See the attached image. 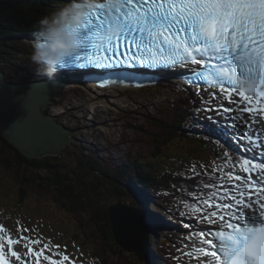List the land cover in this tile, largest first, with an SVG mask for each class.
<instances>
[{"label":"snow or ice","instance_id":"snow-or-ice-1","mask_svg":"<svg viewBox=\"0 0 264 264\" xmlns=\"http://www.w3.org/2000/svg\"><path fill=\"white\" fill-rule=\"evenodd\" d=\"M68 2L87 11L82 26H70L77 34L79 50L69 57L65 71L84 70L100 76L103 73L95 70H104L111 83H123L135 80L140 70L174 71L199 65L189 69L187 82L218 91L210 92L207 99L201 96L202 105L207 107L196 111H212L213 100L220 107L225 99L235 106L236 116L228 119L239 121L231 125L233 132L249 141L253 155L233 162L226 150L219 157H227L224 165L213 161L211 171L203 165L199 171L192 166L193 175L188 178L200 177L192 192L183 184L172 185L176 193L193 200L189 204L171 193L189 209L179 215L195 218L194 224L182 219L181 226L191 229L187 239L195 236L200 245L193 244L192 251H178L199 264H264V0H121L122 7L114 9L111 17L106 0H96L94 5L83 0ZM114 22L122 24L123 31L118 36L106 35ZM106 84L100 81L101 87ZM223 111L233 109L223 107ZM25 113L28 118L29 113ZM244 113L249 116L244 117ZM256 124L259 127H253ZM225 167L230 170L225 171ZM209 225H216L215 230ZM0 233H4L0 241L9 247L6 253L0 242V264H10L9 257L20 264H32L13 250L21 242L27 249L24 257H35V264H40L41 257L48 264H74L63 252L44 254L50 250L48 243L34 251L29 245L41 244L40 238L21 235L13 239L3 225Z\"/></svg>","mask_w":264,"mask_h":264},{"label":"rangeland","instance_id":"rangeland-1","mask_svg":"<svg viewBox=\"0 0 264 264\" xmlns=\"http://www.w3.org/2000/svg\"><path fill=\"white\" fill-rule=\"evenodd\" d=\"M41 5L42 10L49 12V15L64 7L63 4H56L55 7H49L44 3ZM28 46L26 41H22L17 49L5 47L8 52L7 57L16 63L15 67L9 66L5 70L10 73L11 78H8L13 81H34L42 78L37 74L30 54L21 53ZM56 97L58 98V107L51 105L52 108H57L56 111L51 110L49 106L50 109L48 108L47 112L73 128L72 133L76 137V141L68 146L61 156L70 157L80 151L98 155L105 165L120 169L126 160L133 159L139 154H147L148 158L155 161L165 159L164 157L155 159L151 155V151L155 149L151 146L150 138L157 134L155 120L171 116V107L175 106L174 103L179 99H185L187 92L182 85L172 83L153 89L114 91L104 94L82 85L76 86L73 90H63ZM54 102L55 97H52L51 103ZM244 115L245 117L249 116L247 113ZM253 127H259V124ZM3 147V142L0 140V151L3 150L4 155L12 161L11 156ZM176 148L177 151L182 149L181 155H184L185 146L179 143ZM174 149L175 147L172 145L170 150ZM173 155H175L173 152L167 153V160H170V156ZM172 164L181 167L176 159ZM39 173L47 174L46 171ZM29 177L33 178L29 173L23 175L15 169L8 168L0 154V225H3L13 239H17L21 235L31 239L40 238L41 244L29 245L34 251H39L44 243H48L50 250H45L44 254L51 255L52 252L60 251L69 255L74 264H99L91 257L95 249H101L103 255L106 253L107 264H145V259L140 260L135 253L123 248L125 252L119 256L108 254L106 252L108 245L99 229L89 225L85 217L74 213L70 207L58 201L54 194L55 190H43L35 184L27 183L25 179ZM37 182L41 183L42 181L38 179ZM23 188L26 189L27 195L22 199L20 193ZM201 226L205 227L203 224ZM20 229L29 231L22 233ZM182 231L185 232V230ZM3 235L4 233H0V236ZM172 235L168 234L166 238L173 240ZM0 242L4 243V251L9 252L7 243ZM185 243L188 242L185 240ZM22 244L23 242L14 245L13 250L21 253L22 258H25L26 261L35 264V257H24L23 254L27 252V249ZM169 244L172 245V243ZM57 245L59 249L55 247ZM161 249L162 247L159 251ZM53 258L60 259L59 256ZM9 259L10 264H20L14 257H9ZM156 262L154 261L153 264H157ZM40 264H48V262L41 257ZM65 264H69V262H65ZM191 264H199V262L194 260Z\"/></svg>","mask_w":264,"mask_h":264},{"label":"trees","instance_id":"trees-1","mask_svg":"<svg viewBox=\"0 0 264 264\" xmlns=\"http://www.w3.org/2000/svg\"><path fill=\"white\" fill-rule=\"evenodd\" d=\"M42 3L49 7H55L56 4L65 6L69 2L68 0H0V64L4 71L6 67L16 66V63L7 57L8 52L5 47L17 49L22 41L28 42L27 36L39 29V21L49 15V12L42 10ZM31 52L30 46L21 51L22 54L29 53L30 56ZM5 73L7 78L11 76L10 73L6 71ZM197 100L198 98L190 96L179 102L169 118H156L157 134L150 138L151 146L156 151L152 150L151 155L155 159L165 158L158 161L148 158L147 154H139L135 158L129 159L119 169L105 165L98 155L80 151L70 157L63 156L64 158L61 155L30 158L1 136L3 148L11 156L12 161L4 155L3 150L0 151V154L8 168L15 169L19 174L29 173L33 176V178L25 179L27 183L35 184L43 190H55L54 194L58 201L70 207L74 213L85 217L89 225L99 229L108 245L106 252L116 257L125 251L117 243L112 231L109 214L111 205L123 199L124 203L135 208L139 207L140 204L138 205L133 199V190L137 187L144 188L146 192L162 193L161 199H154L157 202L153 203L156 206L154 208L173 222L181 223L182 219L179 217V213L189 209L174 199L171 193H175L177 197H181L189 204H192L193 200L186 194L181 196L180 193H176L172 185L183 184L187 187L188 192H192L200 179V177L188 178L193 175L190 169L194 164L198 171L200 165L211 171L214 167L213 161L219 165L225 164L227 157L224 160L219 157L225 151L226 145L222 144V147L213 143L202 132L205 127L206 132L215 139L211 135L212 132L207 129L208 124L203 119L206 116L203 115L204 112L196 111L201 107L196 102ZM179 143L185 146L184 155H181L182 149L177 151L176 146ZM172 145L175 147L174 150H170ZM169 152H173L175 155L170 156V160H167L166 154ZM232 157L233 162L237 157L242 158L239 154ZM174 159L178 160L181 167L172 164ZM224 170L229 171L230 169L225 167ZM44 171L47 172L46 175L39 173ZM216 175L219 176L220 173H216ZM38 179L42 182H37ZM205 179L207 181V178ZM20 194L22 199L25 198L26 189L23 188ZM79 223L81 224V221ZM151 239L159 242L155 235L151 236ZM161 243L162 241H160ZM80 245L82 244L80 243ZM162 246L164 247V245ZM93 254L91 255L93 260L98 261L99 264H107L106 253L101 254V249H95ZM170 256L173 259L169 262L162 261L163 264H184L173 255ZM148 259H151L150 256Z\"/></svg>","mask_w":264,"mask_h":264},{"label":"water","instance_id":"water-1","mask_svg":"<svg viewBox=\"0 0 264 264\" xmlns=\"http://www.w3.org/2000/svg\"><path fill=\"white\" fill-rule=\"evenodd\" d=\"M63 87L60 81L14 83L0 65V136L27 157L60 156L76 140L71 128L47 112L51 97ZM109 214L117 243L143 260L150 242L140 213L119 200Z\"/></svg>","mask_w":264,"mask_h":264},{"label":"clouds","instance_id":"clouds-1","mask_svg":"<svg viewBox=\"0 0 264 264\" xmlns=\"http://www.w3.org/2000/svg\"><path fill=\"white\" fill-rule=\"evenodd\" d=\"M96 0H83L85 4L94 5ZM122 7L121 0H106V8L110 17L113 10ZM85 7L76 4L66 5L52 12L39 21L37 39L32 43L31 60L36 64L37 74L54 79L62 70L69 57L79 50L77 34L71 27L82 26L86 19ZM123 31V25L114 22L106 31L108 36H118ZM103 43V42H101Z\"/></svg>","mask_w":264,"mask_h":264},{"label":"bare ground","instance_id":"bare-ground-1","mask_svg":"<svg viewBox=\"0 0 264 264\" xmlns=\"http://www.w3.org/2000/svg\"><path fill=\"white\" fill-rule=\"evenodd\" d=\"M69 84H70L69 87H70L71 89H68V88H67V89H65L66 91H67V90H73V88H76L77 85H84V84H82V83H80V82H78V81H76V82H72V83L70 82ZM84 86H86V85H84ZM65 90H64V91H65ZM62 91H63V89H62ZM52 97H55V102H54V103H50V108H51V110L53 109V111H56L57 108L54 109V108L51 107V105H52V106H57V107H58V105H57L58 98H57L56 96H52ZM52 97H51V98H52ZM93 100H96V99H93ZM50 101H51V99H50ZM59 103H60V102H59ZM50 108H49V109H50ZM53 111H52V112H53ZM73 114H74V113H73ZM225 115H228V113H225L224 111H222V113H221L220 116H225ZM77 119H78V118H77ZM82 126H84V125H82ZM79 128H80V127H79ZM150 187H151V186H150ZM140 212H141L142 215H146V209H145V207H144V204L141 205V207H140ZM17 248H18V247H17ZM147 254H148V257H149V256H150L149 249H148ZM165 256H166V257L164 258V260L168 257V255H165ZM148 260H149V263H150V264H153V261H152L151 259H148Z\"/></svg>","mask_w":264,"mask_h":264}]
</instances>
